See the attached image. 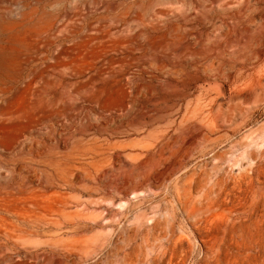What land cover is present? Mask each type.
<instances>
[{"label": "rangeland", "instance_id": "rangeland-1", "mask_svg": "<svg viewBox=\"0 0 264 264\" xmlns=\"http://www.w3.org/2000/svg\"><path fill=\"white\" fill-rule=\"evenodd\" d=\"M259 75L264 0H0V264H264Z\"/></svg>", "mask_w": 264, "mask_h": 264}, {"label": "bare ground", "instance_id": "bare-ground-1", "mask_svg": "<svg viewBox=\"0 0 264 264\" xmlns=\"http://www.w3.org/2000/svg\"><path fill=\"white\" fill-rule=\"evenodd\" d=\"M250 84L252 85L253 89H261L264 88V75H259L257 78H254L253 80H250ZM194 108H198V107H194ZM187 111V110H186ZM195 110H193L194 112ZM199 111V110H198ZM201 111V110H200ZM197 112V111H196ZM195 112V113H196ZM199 113V112H197ZM201 113V112H200ZM194 117H196L197 115L192 113ZM196 115V116H195ZM189 116V115H188ZM200 116V115H199ZM184 117V116H183ZM185 118V117H184ZM192 119V118H191ZM185 120V119H184ZM187 121V119H186ZM85 151V150H84ZM253 157V156H252ZM195 177V176H194ZM209 178V177H208ZM206 180V179H205ZM190 181V180H189ZM206 182V181H205ZM209 182V181H208ZM210 183V182H209ZM208 183V184H209ZM204 185H200V188L203 187ZM208 186V185H207ZM221 186V185H220ZM203 189V188H201ZM200 189V190H201ZM212 189V188H211ZM222 189V188H221ZM199 191V189H197ZM183 193V192H182ZM212 193V192H211ZM188 199V198H187ZM188 201V200H187ZM185 205L183 206L184 208V212H186V214L196 220L199 221L201 220L200 217L202 214H206L209 213V211L211 210V208L208 206H205L203 208H196L193 206L192 202H185ZM211 214V213H210ZM207 215V214H206ZM215 239V238H214ZM224 240V239H223ZM214 241V240H213ZM212 241V242H213ZM207 246V245H206ZM211 246V245H210ZM214 246V245H213ZM204 254H205V258H209L211 256L212 260H209L208 262H211V264H235L234 258H232L229 254H224L223 257L217 256V254L214 251V247H211L210 253L208 251V249H203ZM238 255V254H237Z\"/></svg>", "mask_w": 264, "mask_h": 264}, {"label": "water", "instance_id": "water-1", "mask_svg": "<svg viewBox=\"0 0 264 264\" xmlns=\"http://www.w3.org/2000/svg\"><path fill=\"white\" fill-rule=\"evenodd\" d=\"M220 91H221V93H222L223 95H225V89H224L223 86H220Z\"/></svg>", "mask_w": 264, "mask_h": 264}]
</instances>
